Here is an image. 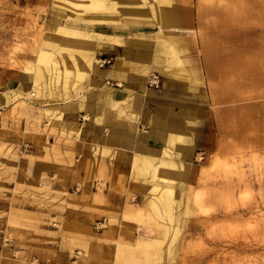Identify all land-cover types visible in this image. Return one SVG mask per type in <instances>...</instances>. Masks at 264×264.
Instances as JSON below:
<instances>
[{
  "label": "rangeland",
  "instance_id": "1",
  "mask_svg": "<svg viewBox=\"0 0 264 264\" xmlns=\"http://www.w3.org/2000/svg\"><path fill=\"white\" fill-rule=\"evenodd\" d=\"M97 2L0 0V264H264V0H176L190 74L168 61L145 86L158 91L170 79L192 87L201 118L167 130L169 147L151 166L133 159L126 191L144 197L113 213L101 197L105 165L95 176L71 140L80 123L101 124L99 112L73 124L65 116L95 70L112 63L100 54L124 45L118 38L103 47L86 32L128 35L123 26L94 25ZM148 2L161 10L171 0ZM116 6L104 17L138 20ZM145 21L154 28L141 30H158ZM102 58L111 62L101 67ZM154 75L158 87L148 82ZM154 167L172 191L170 219L154 205Z\"/></svg>",
  "mask_w": 264,
  "mask_h": 264
},
{
  "label": "crops",
  "instance_id": "2",
  "mask_svg": "<svg viewBox=\"0 0 264 264\" xmlns=\"http://www.w3.org/2000/svg\"><path fill=\"white\" fill-rule=\"evenodd\" d=\"M110 1L111 4L106 5L104 0L98 11L90 14L97 18L94 25L124 27L128 30V35L86 32L99 35L103 47L108 41L118 42V38L123 39L124 45H114L100 54L111 55L112 63L95 70L87 91L81 94L83 99L75 97L71 111L65 116L73 124L74 119L85 113L94 118L99 112L101 124L97 125L93 120L80 123V126H84L83 129L75 130L71 134V140L76 144L78 160L85 165L90 160L95 176L97 170L94 167L98 163L105 165L106 169H102L101 174L105 177L107 192L101 197L105 199V210L113 213L124 210L131 196L138 199L144 197L141 190L135 193L126 191L133 187L131 182L135 170L132 167L134 154L145 155L149 159L159 158L163 150L169 147L163 134L172 127L176 129V125L183 118L191 117L196 124L197 119L201 118V109L196 100L187 93L193 92L192 87L185 88L183 83L166 79L158 91L145 86L146 77L153 70L164 69L168 61L175 67L172 69L174 72L190 74L184 66L188 57L182 44L183 32L176 0H171L161 10L151 3L148 5V0ZM117 3H121L120 9L125 16L133 15L138 20L125 17L120 21L117 18L104 17L116 14ZM147 17L156 21L158 30H141L142 26L154 28L153 24H145ZM93 44L91 55L95 46L99 45L95 41ZM182 111H188L185 117ZM153 120L161 128L150 126ZM90 148L93 151H108L109 156L96 158L89 151ZM175 163L178 165V162ZM109 187L112 189L109 190Z\"/></svg>",
  "mask_w": 264,
  "mask_h": 264
},
{
  "label": "bare ground",
  "instance_id": "3",
  "mask_svg": "<svg viewBox=\"0 0 264 264\" xmlns=\"http://www.w3.org/2000/svg\"><path fill=\"white\" fill-rule=\"evenodd\" d=\"M98 2V6H101V4L104 2V0H97ZM154 1H156V0H154ZM59 31L61 32V34L63 35V36H67V35H69V34H76V33H74L73 31H70V30H67V29H59ZM48 46H49V44H48ZM52 45H50V47H51ZM45 53L47 54V57H48V59L50 58V52H48V51H45ZM45 54V55H46ZM49 55V56H48ZM43 57H44V55H43ZM41 70V69H40ZM53 68H52V66L50 65V69H48V71H50L51 72V74L53 73ZM51 76V75H50ZM22 95V94H21ZM27 97H31V96H33L34 95V93L33 92H27L26 94H25ZM19 98L20 99H25V97L24 96H19ZM133 159L136 161V162H138L139 164H140V166H145V167H147V166H151V161H150V159H149V157L148 156H145V155H140V154H134V157H133ZM164 164V163H163ZM171 168H172V165H171V163L170 162H168V163H165L164 164V166H163V173L165 172V173H167L168 172V170H171ZM152 170H151V172H152V179L155 181V183L153 184L154 185V189H155V191H156V198H157V200H156V204H155V202H154V205H156L155 207H159L160 209H162V211L165 213V215H167V217L170 219V217H172V215H171V207H172V205H171V201L173 200V196L171 195V193H172V191H171V188L169 187V186H167L166 184H167V182H166V179H165V177L163 176H160L159 174H156V173H159L158 171H157V168L156 167H154V168H151ZM156 175H158V176H156ZM160 179V181L159 182H157L158 180ZM160 182H165V186L164 185H161L160 184ZM166 186H167V188H166ZM165 187V188H164ZM156 208V209H157ZM152 244V243H151ZM159 244H160V242L159 241H157V240H154L153 241V244H152V250H153V252H154V254L156 255V254H158V247H159ZM150 247V248H151ZM170 254V253H169Z\"/></svg>",
  "mask_w": 264,
  "mask_h": 264
},
{
  "label": "built area",
  "instance_id": "4",
  "mask_svg": "<svg viewBox=\"0 0 264 264\" xmlns=\"http://www.w3.org/2000/svg\"><path fill=\"white\" fill-rule=\"evenodd\" d=\"M100 61V66H105L107 64H109L111 62V58H102L99 60ZM149 84L154 86V87H158V78L157 76H152L150 79H149Z\"/></svg>",
  "mask_w": 264,
  "mask_h": 264
}]
</instances>
